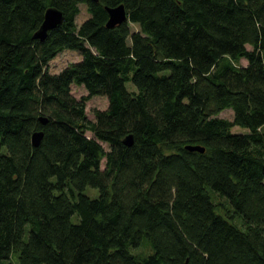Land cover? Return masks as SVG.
I'll return each instance as SVG.
<instances>
[{"label":"trees","instance_id":"obj_1","mask_svg":"<svg viewBox=\"0 0 264 264\" xmlns=\"http://www.w3.org/2000/svg\"><path fill=\"white\" fill-rule=\"evenodd\" d=\"M0 264H264V0H0Z\"/></svg>","mask_w":264,"mask_h":264},{"label":"rangeland","instance_id":"obj_2","mask_svg":"<svg viewBox=\"0 0 264 264\" xmlns=\"http://www.w3.org/2000/svg\"><path fill=\"white\" fill-rule=\"evenodd\" d=\"M79 6H80V12L79 14L76 15V20H75V24L77 25H79L81 22L86 20L88 17L87 7L85 5H79ZM129 26H130L131 32L138 30V25L136 24L131 23L129 24ZM79 59H80V54L78 51L75 52V51L66 49L64 52L57 54L55 58L50 61L49 72L50 73L59 72L61 69L66 67L67 64H70L72 62H77ZM244 63L245 61L243 60L240 61V64H244ZM127 88L131 90L135 89V87H133L131 84H127ZM72 95H74L77 99H79L81 96L87 95V94H86L85 89L82 86H79V87L73 86ZM85 105H86V116H88L89 120L94 119V116H93L94 110H102L108 106L107 99L103 96L91 97L90 100H88L85 103ZM232 116H233V111L231 109H224V111L218 115V117L223 118V119L225 118L228 120H231ZM231 132L244 133L246 131L236 126L231 129ZM84 193L88 194L92 198H95V196L98 195L96 189H91L89 187L84 190ZM215 199H216V202L223 201V200H217V198ZM143 251H148L147 247L143 246L141 248H138L135 252L142 253Z\"/></svg>","mask_w":264,"mask_h":264},{"label":"water","instance_id":"obj_3","mask_svg":"<svg viewBox=\"0 0 264 264\" xmlns=\"http://www.w3.org/2000/svg\"><path fill=\"white\" fill-rule=\"evenodd\" d=\"M97 2V0H93ZM106 12L108 15V20L105 24V27L107 28H113L116 25H120V23L127 20V15L125 12V7L123 4H120L117 7H109L106 8ZM63 13L58 10L56 7H50L47 8L43 15V22L37 29L38 31L34 34V38L39 39L40 41H43L44 38L47 36V33L50 30H53L55 27L59 26L63 21ZM43 123L46 122V120H42ZM43 133L42 132H36L32 135L31 141L34 146L39 145L41 142ZM123 143L127 146H130L133 143V136L126 135ZM186 149L188 151H198L200 153H203L204 148H201L199 146H187Z\"/></svg>","mask_w":264,"mask_h":264}]
</instances>
